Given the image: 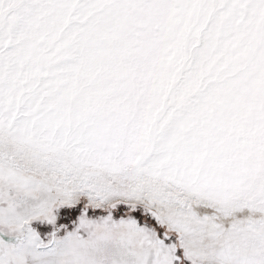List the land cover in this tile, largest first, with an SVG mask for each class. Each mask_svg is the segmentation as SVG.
<instances>
[{"label": "snow or ice", "instance_id": "6c2138e0", "mask_svg": "<svg viewBox=\"0 0 264 264\" xmlns=\"http://www.w3.org/2000/svg\"><path fill=\"white\" fill-rule=\"evenodd\" d=\"M0 264H264V0H0Z\"/></svg>", "mask_w": 264, "mask_h": 264}]
</instances>
